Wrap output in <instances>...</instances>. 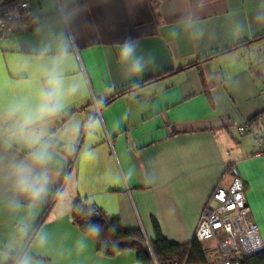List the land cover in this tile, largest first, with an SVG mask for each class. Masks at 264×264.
<instances>
[{
    "label": "crops",
    "instance_id": "0c3cea01",
    "mask_svg": "<svg viewBox=\"0 0 264 264\" xmlns=\"http://www.w3.org/2000/svg\"><path fill=\"white\" fill-rule=\"evenodd\" d=\"M28 12L0 38V110L34 103L40 69L56 57L79 87L45 125L55 147L40 200L8 179L9 163L29 149L0 135V264L21 249L62 181L19 264H145L132 249L98 252L73 223V203L95 204L148 241L155 220L165 239L183 244L216 185L235 177L264 244V156L239 131L251 121L264 129V0H30ZM128 41L135 51L126 58ZM202 247L216 263L215 243Z\"/></svg>",
    "mask_w": 264,
    "mask_h": 264
},
{
    "label": "clouds",
    "instance_id": "9594fccd",
    "mask_svg": "<svg viewBox=\"0 0 264 264\" xmlns=\"http://www.w3.org/2000/svg\"><path fill=\"white\" fill-rule=\"evenodd\" d=\"M134 51L135 45L128 41L123 46L122 54L126 58L131 57ZM61 59L62 57L53 58L41 67L44 83L39 88L34 103L20 98L0 110V121L6 125L0 128V135L6 137L9 146L13 142H19L29 149L24 159L9 163L8 179L17 194L27 196L34 202L47 193L51 181L49 165L54 160L55 141L48 138L45 125L63 110L66 97L75 94L79 87L75 83L69 85L66 82ZM144 67L143 60L136 58L131 70L139 73ZM90 231L98 233L99 229L92 226Z\"/></svg>",
    "mask_w": 264,
    "mask_h": 264
},
{
    "label": "built area",
    "instance_id": "2783aa9c",
    "mask_svg": "<svg viewBox=\"0 0 264 264\" xmlns=\"http://www.w3.org/2000/svg\"><path fill=\"white\" fill-rule=\"evenodd\" d=\"M30 0H0V38L10 35L21 19L29 14ZM264 92V81L263 90ZM240 132L249 133L256 144L253 156H264V129L253 121L239 126ZM194 237L206 246L215 243L216 263H194L172 260L167 264H239L242 256H252L264 248L257 223L250 215L242 182L233 178L229 187L218 183L204 206ZM152 264H158L153 260Z\"/></svg>",
    "mask_w": 264,
    "mask_h": 264
},
{
    "label": "trees",
    "instance_id": "16d2710c",
    "mask_svg": "<svg viewBox=\"0 0 264 264\" xmlns=\"http://www.w3.org/2000/svg\"><path fill=\"white\" fill-rule=\"evenodd\" d=\"M262 36H264V33ZM148 81L149 80H145L141 82L140 85L145 84ZM137 86H139V84L131 85L119 92H116L114 95L109 96L106 99V102L113 100L117 96ZM86 126L87 123L85 124L84 128H86ZM77 148L78 146H76L73 154L69 157L68 166L64 177L65 175L67 176L68 171L71 169L73 159L77 153ZM62 184L63 181L61 182L59 189H61ZM59 189L57 193L50 199L21 249L17 253L12 254L9 264H19L38 226L43 220H45L48 212L55 202L57 194L59 193ZM95 210L100 212L101 218H103L106 222V226L102 225L100 220L95 218ZM71 218L73 223L81 231L94 239L98 252L106 256H111L120 250L132 249L136 252V259L145 264H152L153 260H155L158 264H167L172 260H186L188 262L194 263L207 262V253L205 249H203L201 243L195 237L191 241L183 244L170 242L162 236L155 220L153 221L155 236L153 239L148 241L140 229H125L121 225L118 218L107 215L95 204L86 203L83 200H77L73 203L71 208ZM92 226H96L99 229L98 233L90 231ZM239 264H264V248L255 255L240 257Z\"/></svg>",
    "mask_w": 264,
    "mask_h": 264
},
{
    "label": "water",
    "instance_id": "95a60500",
    "mask_svg": "<svg viewBox=\"0 0 264 264\" xmlns=\"http://www.w3.org/2000/svg\"><path fill=\"white\" fill-rule=\"evenodd\" d=\"M94 216L96 219L100 220V222L102 223V225L106 226V222L103 218H101V214L98 210L94 211Z\"/></svg>",
    "mask_w": 264,
    "mask_h": 264
}]
</instances>
